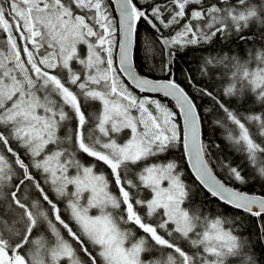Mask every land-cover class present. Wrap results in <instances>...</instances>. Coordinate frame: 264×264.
I'll return each mask as SVG.
<instances>
[{
	"label": "snow or ice",
	"instance_id": "1",
	"mask_svg": "<svg viewBox=\"0 0 264 264\" xmlns=\"http://www.w3.org/2000/svg\"><path fill=\"white\" fill-rule=\"evenodd\" d=\"M254 27L264 41V0H0V264H260L237 220L264 239V194L229 186L249 176L205 126L264 180V46L203 57L222 90L175 71ZM249 94L259 108L233 105Z\"/></svg>",
	"mask_w": 264,
	"mask_h": 264
},
{
	"label": "trees",
	"instance_id": "2",
	"mask_svg": "<svg viewBox=\"0 0 264 264\" xmlns=\"http://www.w3.org/2000/svg\"><path fill=\"white\" fill-rule=\"evenodd\" d=\"M253 32L257 33L253 40L242 43L239 40H236L235 38L223 41V40H217L212 45H203L201 48L193 49L189 48L185 50V52L177 53V58L175 60V71H176V77L178 80H183V77L181 75L182 70H190L193 75L195 76L196 80L198 82L205 81L210 86H214V90L218 89L216 86V79H214V76L211 80H209L208 77H201L199 74V67L202 63L203 57L211 53L212 55H215L217 52H220L221 49H223L225 52H228L230 55H239L240 57L246 56L248 50L250 48H260L264 46V41H261L259 36V29L253 28ZM144 33L142 31V39H145ZM147 36V34H146ZM207 50V51H206ZM214 50V51H213ZM222 54V53H221ZM141 55H147V66L143 69L145 73L148 72V68L152 66L153 63L156 64L157 69L159 67V61L160 56L159 54H156L153 56L151 52L148 53H141ZM214 71V70H213ZM154 75L159 77L161 73L158 70H154ZM197 103H200V101H197ZM233 105L240 109V111H247L252 108H259L258 105H254L251 102L250 97L248 98L247 102L241 103L238 100L233 101ZM207 103H205V107H209ZM205 140L206 142H210L213 146V153L214 156L219 157L221 153L219 150L215 149V144L218 142L221 144L222 148L224 149L223 156L231 160L233 165L235 164H241L243 168H245L244 174L246 176H249L248 183L246 184V187L244 189H241L243 187H239L240 184H238L236 181H231L229 185H234L237 188H240L241 190H245L247 192H256V194H264V180H260L259 178H253L250 176L251 169L247 168V165L243 163V158L240 156L235 155L228 144L224 141L222 138V130L219 128H215L213 125H206L205 126ZM174 157L171 156L170 159H177L179 160L180 153L173 152ZM214 173L220 177L221 179H224V173L222 170L213 164ZM188 181L194 185L195 188V199L198 204H203L205 211H210L213 214L221 213L225 211L226 206H217L218 202L215 201L214 198L210 197V195L206 192L205 189H203L197 181L194 179V177L191 175L190 171L186 173ZM211 201V202H209ZM229 212H231V209H228ZM237 226L238 230L242 232L245 236H247L250 239V243L252 248L254 249L255 256L260 261V264H264V239L261 238L260 235V226L259 221L256 220V218H252L247 216L246 214H241V219L237 220Z\"/></svg>",
	"mask_w": 264,
	"mask_h": 264
},
{
	"label": "bare ground",
	"instance_id": "3",
	"mask_svg": "<svg viewBox=\"0 0 264 264\" xmlns=\"http://www.w3.org/2000/svg\"><path fill=\"white\" fill-rule=\"evenodd\" d=\"M142 37H143V36H142ZM144 37H145V39L147 38L146 34H144ZM247 53H248V52H247ZM241 58L246 59V58H247V54H246V56H243V57H241ZM213 70H214V72L219 71V70H217V69H213ZM214 79H216V86H217V88L222 90L224 81H221V80L218 79L216 76H214ZM225 79H226V78H225ZM249 97H250V99H252L251 96H250V94H249ZM217 177H218V176H217ZM218 178H220V177H218ZM220 179H221V178H220ZM229 186H234V185H229ZM234 187H236V186H234ZM239 187H243V188H241V189H244V187H246V185H239ZM245 190H246V189H245ZM245 190H244V191H245ZM249 193H254V192H249ZM255 193H256V192H255Z\"/></svg>",
	"mask_w": 264,
	"mask_h": 264
},
{
	"label": "rangeland",
	"instance_id": "4",
	"mask_svg": "<svg viewBox=\"0 0 264 264\" xmlns=\"http://www.w3.org/2000/svg\"><path fill=\"white\" fill-rule=\"evenodd\" d=\"M174 155H175V154H173V153L170 154L169 158H171V156L174 157ZM186 167H187V165H186V162H185V168H186ZM190 173H191V172H190ZM202 188H203V187H202Z\"/></svg>",
	"mask_w": 264,
	"mask_h": 264
},
{
	"label": "water",
	"instance_id": "5",
	"mask_svg": "<svg viewBox=\"0 0 264 264\" xmlns=\"http://www.w3.org/2000/svg\"><path fill=\"white\" fill-rule=\"evenodd\" d=\"M114 6V8H115V5H113ZM195 178V177H194ZM198 182V181H197ZM199 183V182H198ZM202 186V185H201ZM203 187V186H202Z\"/></svg>",
	"mask_w": 264,
	"mask_h": 264
}]
</instances>
